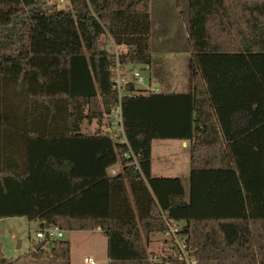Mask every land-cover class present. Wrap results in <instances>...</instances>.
Segmentation results:
<instances>
[{
    "label": "trees",
    "instance_id": "trees-1",
    "mask_svg": "<svg viewBox=\"0 0 264 264\" xmlns=\"http://www.w3.org/2000/svg\"><path fill=\"white\" fill-rule=\"evenodd\" d=\"M45 1L0 0V217L100 228L109 264H187L178 245L159 260L148 249L168 222L197 264H264V0H184L190 91L130 80L121 98L127 143L102 132L120 99L117 56L101 40L117 16H130L138 33L122 34L140 46L121 50L120 63L151 64V0H70L62 9ZM94 121L93 133L83 131ZM155 139L192 140L188 198L179 177L152 175ZM115 164L122 170L112 175ZM45 244L11 259L0 245V264L27 255L71 264L68 240Z\"/></svg>",
    "mask_w": 264,
    "mask_h": 264
},
{
    "label": "rangeland",
    "instance_id": "rangeland-1",
    "mask_svg": "<svg viewBox=\"0 0 264 264\" xmlns=\"http://www.w3.org/2000/svg\"><path fill=\"white\" fill-rule=\"evenodd\" d=\"M70 5V0H46L45 7L48 9H62ZM187 6L184 0H151L150 10V26L144 34V45L149 47L151 58L154 65L159 64L157 70L151 74L150 64L145 66H138L145 81L136 85L142 90L149 88L150 82L153 86L160 83L161 91H169L168 84H173L175 92L169 93H187L190 87V59L192 55L191 43L187 31ZM114 20V29L109 31L101 40L102 45L108 48L111 52H120L127 50L131 45L134 47L140 46V43L132 42L133 35H123L124 29L128 28L134 35L138 31L132 30V18L122 15L117 16ZM130 18V19H129ZM142 34V33H141ZM128 37L130 39H128ZM166 74V75H165ZM168 80V82H167ZM173 89V88H171ZM107 122V121H106ZM97 122L92 124L87 122L83 125V131L86 133H93L97 128ZM116 140V139H115ZM167 145L172 147L166 148ZM191 145L188 141V146L183 147L182 140L179 139H160L154 143L156 152V162L176 164L180 169H186L190 175L191 171ZM179 170L182 173L184 170ZM190 178V176H189ZM189 188V185H188ZM42 229L39 225L29 220L26 216L21 214H13L0 217V245L7 258H19L27 254L34 248V244L40 242L38 231ZM15 230L22 233L21 236L16 237ZM180 240L184 239L182 235ZM72 237L73 250L71 261L80 262L83 264L84 257L88 254L92 255L96 264H108V241L104 233L99 231H65L62 240H68ZM19 239L21 240V247H18ZM55 240V239H52ZM161 240V239H160ZM159 240V241H160ZM160 243V242H159ZM177 245L175 242L172 245L165 247L150 249L153 252L155 260H159L163 256L174 254L173 246ZM50 251V240L44 246ZM180 249V248H178ZM180 257H181V251ZM185 252L189 259L196 260L195 257L190 258V251L186 247ZM70 263H74L71 262ZM197 262V260H196ZM17 264H69L66 261L57 260L52 256L43 258L26 256Z\"/></svg>",
    "mask_w": 264,
    "mask_h": 264
},
{
    "label": "built area",
    "instance_id": "built-area-1",
    "mask_svg": "<svg viewBox=\"0 0 264 264\" xmlns=\"http://www.w3.org/2000/svg\"><path fill=\"white\" fill-rule=\"evenodd\" d=\"M119 53L116 52L117 60L115 65L112 67L114 71V87L118 90L119 92V105L113 112V118L108 119L107 122L106 120L103 123L102 126V132L105 134H109L115 139H119L121 142H126L127 140L125 138V130L123 127V115H122V104H121V98L124 93L125 85L130 81L133 80L136 83L137 82H144L145 78L142 75V72L140 71L139 67L134 64H129L126 69H124L123 65L120 63L119 60ZM122 136V137H121ZM127 157L133 158V164L136 166V168L139 167V163L137 160L136 155L134 152L129 149L128 152L125 154ZM110 173L112 175H116L119 173V170L117 169L116 166H111L110 167ZM168 226L170 229V234L173 237L175 243L178 245V247L181 250V259L185 260L187 264H197L196 260L189 259L185 249L187 247L185 241H179L177 239V236L180 234V226L177 225L175 222H168ZM38 235L40 240H44L47 238V240L50 239H61L64 236V229L61 228L59 225H50L48 228L45 226L42 229L38 231ZM191 258V256H190ZM85 263L86 264H95V260L91 257L88 256L85 258Z\"/></svg>",
    "mask_w": 264,
    "mask_h": 264
},
{
    "label": "crops",
    "instance_id": "crops-1",
    "mask_svg": "<svg viewBox=\"0 0 264 264\" xmlns=\"http://www.w3.org/2000/svg\"><path fill=\"white\" fill-rule=\"evenodd\" d=\"M191 49H192V46H191ZM158 67H159V64H158V66H157V64L154 65V62H153V59H152L151 60V64H150V68H151L150 72H151V74L154 73L157 70ZM167 82H168V80H167ZM159 84L160 83H157V86H153V83L150 82L148 90H154V91L169 93V92H175L174 88H177L176 86L174 87L173 84H168V87H170L169 91H161V89L159 88V86H160ZM171 88H173V89H171ZM189 91H190V87H189ZM156 140H160V139H155L153 141V143H152V175L154 177H179L182 180V183L184 185L185 192H186V197L188 198L189 197V192H190V178H189L190 175L188 174V172H187V170L185 168L184 169H182V168L179 169L176 166V164H174V163L173 164H168V163H161L160 161L156 162V158H155L156 157V152H155V146H154V143H155ZM188 141L192 142V140H182L183 147H187L188 146ZM170 147H172V146L171 145H167L166 146V148H170ZM190 163H191V159H190ZM114 166L117 167L119 172L122 170V166L120 164H115ZM181 169L184 170L183 173L181 171H179ZM190 174H191V171H190ZM188 185H189V188H188ZM33 221H35L39 225V228H41V222L40 221H36V220H33ZM177 225H179V224L177 223ZM65 231L77 232V231H89V230H65ZM91 231H99L101 233H104L100 228H98L96 230H91ZM179 235H182L184 239L180 240V236ZM179 235L177 236V239L179 241H186L187 236H185V235H183L181 233ZM105 237L107 238V241H108V237L106 236V234H105ZM72 240H73L72 237L68 238V241L70 242V246H71L70 247V261L72 259V250H73V246H72L73 241ZM174 242L175 241H174L173 237L170 234V229H169V226H168V231L166 233L153 232L150 235V241H149V244H148V249L150 251V249H153V247L154 248L155 247L156 248H160V247L162 248V247H165L167 245H172ZM21 245H22L21 243H18V247L19 248L21 247ZM88 256L92 257V255H90V254L86 255L84 257L83 264H86L85 263V258L88 257ZM71 262H74V261H71ZM71 264H81V263L80 262H74V263H71ZM95 264H96V262H95ZM108 264H109V258H108Z\"/></svg>",
    "mask_w": 264,
    "mask_h": 264
},
{
    "label": "water",
    "instance_id": "water-1",
    "mask_svg": "<svg viewBox=\"0 0 264 264\" xmlns=\"http://www.w3.org/2000/svg\"><path fill=\"white\" fill-rule=\"evenodd\" d=\"M196 116V115H195ZM50 226V224L49 223H46V227L48 228ZM15 233H16V237H19V236H21L22 235V233H20V232H18L17 230H15ZM46 241H47V238L46 239H44V240H42V241H40V242H38V243H36L35 245H34V248L37 250V249H39L40 247H42L45 243H46ZM19 243H21V240L19 239Z\"/></svg>",
    "mask_w": 264,
    "mask_h": 264
}]
</instances>
